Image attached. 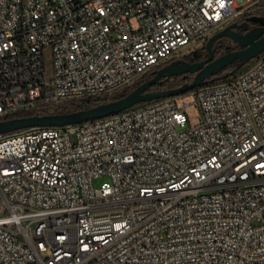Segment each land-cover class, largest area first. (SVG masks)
I'll list each match as a JSON object with an SVG mask.
<instances>
[{"label":"built area","instance_id":"built-area-1","mask_svg":"<svg viewBox=\"0 0 264 264\" xmlns=\"http://www.w3.org/2000/svg\"><path fill=\"white\" fill-rule=\"evenodd\" d=\"M263 2L0 0V120L113 100ZM0 264H264V51L184 94L0 135Z\"/></svg>","mask_w":264,"mask_h":264},{"label":"water","instance_id":"water-1","mask_svg":"<svg viewBox=\"0 0 264 264\" xmlns=\"http://www.w3.org/2000/svg\"><path fill=\"white\" fill-rule=\"evenodd\" d=\"M220 38L230 39L239 48L216 56L214 43ZM205 47L208 55L203 60L197 62H189L184 58L174 60L154 71V75L150 79L140 83L127 95L118 99L76 111L0 120V135L34 127L78 124L120 113L140 103L187 93L207 84L210 77H215V80L224 79L233 74L218 75L227 66L238 61L237 70H239L264 51V15H250L240 22L229 23L223 29L213 33L208 38ZM179 75L185 79L192 75V78L190 81L187 80L180 86L170 89H152L162 80L168 81L171 77Z\"/></svg>","mask_w":264,"mask_h":264},{"label":"trees","instance_id":"trees-1","mask_svg":"<svg viewBox=\"0 0 264 264\" xmlns=\"http://www.w3.org/2000/svg\"><path fill=\"white\" fill-rule=\"evenodd\" d=\"M214 46L216 47V56H220L226 52H229L231 50L239 48L237 44H235V43L232 44V41L230 39H227V38L217 39L214 43ZM207 55H208V52L206 50V47L203 46V47L197 49L196 51L191 52L190 54L186 55L184 57V59L188 60L189 62H197V61L203 60ZM238 67H239V62L237 61L234 64L227 66L218 75L227 74V73H230V74L235 73L238 71L237 70ZM153 75H154V72L146 75L144 78H142L140 81H138L137 84L132 89L137 87L140 83L150 79ZM218 75H216V76H218ZM191 78H192L191 75H189L187 77V79H185L182 75L173 76L168 81L162 80L159 84L154 85L152 89H162V90L170 89L173 87L180 86L185 81H187ZM209 80L210 81L208 83L217 81V80H215V77H210ZM132 89L124 90L122 94L118 95L114 99H118L120 97L127 95ZM103 102H107V101L106 100H98V99L93 98V97H88V98L83 99L82 101L72 102L70 104V106L66 109H49V108H46V109H42L41 112L42 113H62V112H68V111H76V110L90 108L92 106L98 105V104L103 103ZM137 105H139V104H137ZM38 113H39L38 111H34V112H30V113L19 112V113H16V114L10 116V118L35 115Z\"/></svg>","mask_w":264,"mask_h":264},{"label":"rangeland","instance_id":"rangeland-1","mask_svg":"<svg viewBox=\"0 0 264 264\" xmlns=\"http://www.w3.org/2000/svg\"><path fill=\"white\" fill-rule=\"evenodd\" d=\"M250 15H264V2L262 3L261 7L257 8V9H253V10H249V11H245V12H241L239 13L233 22L235 21H240V20H243L245 19V17L247 16H250ZM235 42L232 41V44H234ZM47 54V68H48V72H47V75L50 76L51 75V60H50V53L49 51L47 50L46 52ZM246 67V65L242 66L240 69ZM192 76V75H191ZM191 79H189L190 81ZM123 92H120V93H117L116 94V97L120 94H122ZM183 100H188V101H191L192 104L187 108V114H188V126H194V125H197L199 122H200V119H201V112H200V109L199 107L197 106V104H195L194 102V97L191 96V95H187L184 99L180 100L181 102ZM106 180L105 177H102V178H98L95 180V186L96 187H99L100 184Z\"/></svg>","mask_w":264,"mask_h":264},{"label":"flooded vegetation","instance_id":"flooded-vegetation-1","mask_svg":"<svg viewBox=\"0 0 264 264\" xmlns=\"http://www.w3.org/2000/svg\"><path fill=\"white\" fill-rule=\"evenodd\" d=\"M240 21H242V20H240ZM240 21H235V22H240Z\"/></svg>","mask_w":264,"mask_h":264}]
</instances>
